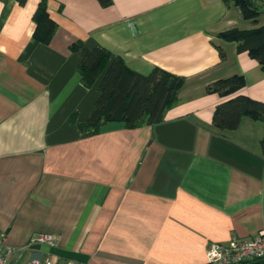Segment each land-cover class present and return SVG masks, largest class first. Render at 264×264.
<instances>
[{
    "label": "crops",
    "instance_id": "1",
    "mask_svg": "<svg viewBox=\"0 0 264 264\" xmlns=\"http://www.w3.org/2000/svg\"><path fill=\"white\" fill-rule=\"evenodd\" d=\"M42 0H0V231L8 259L78 264H203L212 243L264 228V122L213 123L237 95L264 102V69L229 29L264 26L232 0H46L57 25L34 38ZM107 48L147 74L184 78L160 122L83 131L99 96L78 71L81 49ZM242 75L221 95L210 84ZM74 117V121H72ZM53 233L54 247L30 244Z\"/></svg>",
    "mask_w": 264,
    "mask_h": 264
},
{
    "label": "trees",
    "instance_id": "2",
    "mask_svg": "<svg viewBox=\"0 0 264 264\" xmlns=\"http://www.w3.org/2000/svg\"><path fill=\"white\" fill-rule=\"evenodd\" d=\"M17 1L20 4L27 2ZM100 1L105 6L112 3V0ZM232 1L245 18L254 21L263 11L251 0ZM34 21V38L48 43L54 36L57 25L49 14L46 0L40 2ZM219 36L226 41L237 42L238 49L248 51L264 69V26L251 29L233 28L221 32ZM76 46L81 49L78 71L83 84L92 87L101 76L96 106L87 121L79 124L83 131L98 133L110 121H121L127 127H135L143 122L154 124L160 122L165 111L178 101L184 78L159 67L143 74L130 69L121 56L113 57L112 51L107 48L89 49L82 44ZM244 85V76L234 75L217 80L210 84L209 89L225 96L237 92ZM244 115L264 122V102L237 95L216 107L213 123L222 130H234L238 128ZM74 120L72 117V121ZM261 148L264 154V136ZM247 264H264V259Z\"/></svg>",
    "mask_w": 264,
    "mask_h": 264
},
{
    "label": "built area",
    "instance_id": "3",
    "mask_svg": "<svg viewBox=\"0 0 264 264\" xmlns=\"http://www.w3.org/2000/svg\"><path fill=\"white\" fill-rule=\"evenodd\" d=\"M260 10L264 11V0H251ZM57 238L53 233L39 232L30 244L54 247ZM264 259V228L251 238H233L228 244L212 243L207 251L206 262L203 264H247ZM0 264H16L8 259L6 235L0 231ZM26 264H78L73 259L58 262L50 255L31 258Z\"/></svg>",
    "mask_w": 264,
    "mask_h": 264
}]
</instances>
